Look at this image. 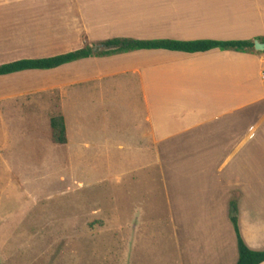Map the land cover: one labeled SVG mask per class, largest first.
Instances as JSON below:
<instances>
[{
  "label": "rangeland",
  "instance_id": "rangeland-1",
  "mask_svg": "<svg viewBox=\"0 0 264 264\" xmlns=\"http://www.w3.org/2000/svg\"><path fill=\"white\" fill-rule=\"evenodd\" d=\"M73 12L0 25V64L98 43L74 31ZM113 58L0 77V264H179V249L197 244L204 230L211 249L237 257L231 224L224 236L213 219L217 194L208 210L199 207L207 218L192 230L191 217L185 221L168 202L175 185L167 186L162 169L170 162L158 160L152 144L144 150L111 134L122 122L111 96L96 104L92 87L97 73L107 76L106 95L117 90L119 77H108L117 71ZM59 114L66 118L64 144L51 139L49 121Z\"/></svg>",
  "mask_w": 264,
  "mask_h": 264
},
{
  "label": "crops",
  "instance_id": "crops-1",
  "mask_svg": "<svg viewBox=\"0 0 264 264\" xmlns=\"http://www.w3.org/2000/svg\"><path fill=\"white\" fill-rule=\"evenodd\" d=\"M72 8L74 31L90 42L264 38V0H0V25L12 18L48 21L71 14ZM111 55L117 71L108 77H119L117 90L106 95L107 76L97 73L92 87L96 104L111 96L112 112L122 122L111 134L144 150L152 144L158 160L170 162L162 169L167 186L175 185L174 192L167 188L168 202L185 221L191 217L192 230L199 218H207L199 207L208 210L210 196L217 194L218 230L224 235L226 222L231 224L234 202L244 242L264 249V51L141 49ZM64 122L66 128L65 117ZM219 204L228 210L229 222L223 212L219 216ZM206 235L179 249V264H236L238 255L211 249ZM221 241L229 243L225 237Z\"/></svg>",
  "mask_w": 264,
  "mask_h": 264
},
{
  "label": "trees",
  "instance_id": "trees-1",
  "mask_svg": "<svg viewBox=\"0 0 264 264\" xmlns=\"http://www.w3.org/2000/svg\"><path fill=\"white\" fill-rule=\"evenodd\" d=\"M254 40L264 42V38L261 37ZM254 40L198 39L183 41L173 39L138 40L132 38H111L98 41V43L93 45H85L80 49L62 54L41 58H22L0 64V76L21 72L53 70L92 56H105L141 49H164L190 54L203 53L214 49L255 52ZM49 124L52 141L56 144H64L67 139L64 117L61 114L55 115L50 118ZM236 213V204L231 202L230 221L236 235L238 251V260L236 264H260L264 262V250L250 249L241 237Z\"/></svg>",
  "mask_w": 264,
  "mask_h": 264
},
{
  "label": "water",
  "instance_id": "water-1",
  "mask_svg": "<svg viewBox=\"0 0 264 264\" xmlns=\"http://www.w3.org/2000/svg\"><path fill=\"white\" fill-rule=\"evenodd\" d=\"M254 49L257 51H264V42L254 40Z\"/></svg>",
  "mask_w": 264,
  "mask_h": 264
}]
</instances>
